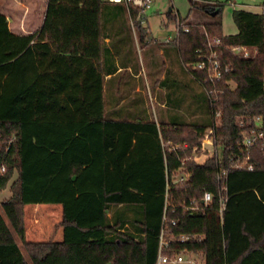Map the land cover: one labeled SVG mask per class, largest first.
Listing matches in <instances>:
<instances>
[{
	"label": "trees",
	"instance_id": "16d2710c",
	"mask_svg": "<svg viewBox=\"0 0 264 264\" xmlns=\"http://www.w3.org/2000/svg\"><path fill=\"white\" fill-rule=\"evenodd\" d=\"M234 21L229 35L219 21L182 23L187 30L165 44L122 2L47 0L43 23L30 34L10 31L0 13V187L17 173L1 203L0 264H155L164 213L168 238L188 237L170 248L201 255L204 264H264V137L250 150L252 170L234 166L248 127L239 120L261 116L264 129V15L241 9ZM123 24L140 46L171 49L182 66L195 60L205 32L256 52L225 54L231 70L216 84L220 92L209 96L192 78L200 88L186 115L182 94L167 101V119L161 111L158 119L116 118L106 113L105 75L110 81L131 60L121 43L105 39ZM206 128L220 158L198 163L190 158L194 137ZM175 169L189 178L167 188L166 172ZM41 203L61 205V239H24L23 207Z\"/></svg>",
	"mask_w": 264,
	"mask_h": 264
},
{
	"label": "rangeland",
	"instance_id": "374dc122",
	"mask_svg": "<svg viewBox=\"0 0 264 264\" xmlns=\"http://www.w3.org/2000/svg\"><path fill=\"white\" fill-rule=\"evenodd\" d=\"M25 1L23 0V2ZM263 5L264 0H153L151 9L147 13V25L151 35L156 38V42H161L165 38L175 36L177 20L184 24L219 21L221 23L222 34L229 35L237 32V26L234 21L236 11L244 9L261 12ZM5 8H7L8 13L11 15L14 16L15 13L18 15V5L15 8H11L10 6ZM213 8L220 11L215 16H212ZM169 12L173 14L175 20L167 17ZM132 33L133 37L134 35L137 37L134 30ZM123 34L127 36L128 32L124 31ZM133 37L130 39L127 37L123 38L121 45L124 48L125 55L129 57L132 63L137 64L134 70L140 69V75L134 78L128 71L124 70L106 83V91L104 93L106 113L116 118L149 117L158 119L160 111L163 110L160 105V100L163 96L159 90L161 85L164 86V82L162 83L163 76L168 75L165 79V85L167 87L175 86L178 89L179 95L177 98L182 94L185 96L179 110L186 115L191 102L192 91L200 88L198 83L185 71L175 52L173 57L169 58L166 56L165 58V56L159 55L158 52L161 47L158 44H151L149 45L150 47L140 46L137 38ZM122 56L124 57V55ZM176 74L177 78H175ZM113 85L120 87L114 95H110L107 91ZM136 85H139L140 90H133ZM174 97L172 96V100ZM171 108L175 110L174 107ZM206 133H209L208 129ZM163 145L167 144L163 142ZM207 149V152L195 156V160L198 163H202L209 157V147ZM16 177L17 173L14 172L5 188L0 187V213L2 215L1 203L11 196L10 184ZM23 210L25 240L46 241L49 239H61L60 220L62 207L60 204L41 203L39 205H24ZM16 244L22 256L28 259V255L22 245V240L18 237L16 238ZM186 255L188 256V254ZM197 257L199 260L205 262V258L201 255Z\"/></svg>",
	"mask_w": 264,
	"mask_h": 264
},
{
	"label": "built area",
	"instance_id": "2783aa9c",
	"mask_svg": "<svg viewBox=\"0 0 264 264\" xmlns=\"http://www.w3.org/2000/svg\"><path fill=\"white\" fill-rule=\"evenodd\" d=\"M109 2H122L126 5L129 12L130 6L138 9V18L142 21L147 22V13L151 9L153 0H108ZM261 13L264 15V5L261 8ZM178 18V17H177ZM186 31L187 27L182 26L180 21H176V37L179 34L180 28ZM206 39L202 48L195 49V60L183 63L185 71L196 80L204 89L206 94L209 96L214 92H220L216 88V84L220 82L223 77L228 74L231 70L230 64L225 59V54L227 52L234 56H240L243 58L251 57L256 52V48L247 45H230L222 41V39L217 35H211L205 32ZM198 74L202 75V79L198 77ZM207 85H210L207 86ZM220 113L216 112V116ZM239 125L248 127L243 131L242 138L240 141V150L238 156L234 161V166L238 168H246L252 170L254 168L251 162L250 150L252 147L256 146L260 140L264 137L263 122L261 116H256L252 119H240ZM208 132L202 131L198 136L194 137L197 144L193 147V151L190 158L195 160V156L202 154L204 152L210 151L211 156L220 158V149L215 145L213 139V129L208 128ZM179 144H172L170 149H175ZM188 159H184L182 163H186ZM196 161V160H195ZM224 173V172H223ZM167 180L166 187L169 188L171 184H176L178 182L185 181L189 178L187 172L181 169H175L170 172H166ZM166 204L168 198V191L165 193ZM211 201L210 192H205L203 196V202L207 204ZM225 199L220 197L218 212L222 216V211L224 208ZM188 208H194L193 206H187ZM168 219L165 213L162 218V227L159 235V244L155 264H204L202 260L198 259V255L187 251L186 248L180 250H175L170 248L171 242L178 241L179 243L185 242L188 237L181 234L178 238L170 236L168 238L167 234L171 231L168 228ZM171 225H175L176 221H170ZM188 254V256L186 255Z\"/></svg>",
	"mask_w": 264,
	"mask_h": 264
},
{
	"label": "crops",
	"instance_id": "0c3cea01",
	"mask_svg": "<svg viewBox=\"0 0 264 264\" xmlns=\"http://www.w3.org/2000/svg\"><path fill=\"white\" fill-rule=\"evenodd\" d=\"M17 5H18V15H16V13L14 16L11 15L10 13H8L7 8H5L7 6H10L11 8H15V7H17ZM46 6H47V0H26L25 2H23V0H18V1L17 0H0V13L4 14L7 17L8 26H9L10 31H12L15 34H30V33L37 31L38 29H40V27L43 23V20H44ZM215 10H216V8H213L212 12ZM219 12L220 11H218V13ZM218 13H216V14H218ZM216 14H214V15L212 14V16H215ZM119 29L122 30V33H117L113 37L110 35L109 38L105 39L106 42H110V43L113 42V43L117 44V43H121V40H123V38H125V37H127L128 39L133 37V33H132L133 29H131L129 32V28L127 26H125L124 24L120 25V28L118 26H114V30H119ZM124 31L128 32L127 36L125 34H123ZM175 37H176V35L172 38H170V37L165 38L161 42L167 44L168 42L173 40ZM133 38H136L135 35ZM158 53L160 56H163V57L165 56V58H166V56H168L170 58V57H173V55H174V51L171 49H169V50H167V52H165L161 48ZM116 62H117V58H116ZM131 62L132 61H130L128 63V66L125 68L118 65V69L116 71V74H119V72L126 70V71H128V73L132 77H134V78L138 77L140 75V69L135 71L130 65ZM110 76L111 75H105L104 93L106 91V82L110 78ZM165 77L166 76H163L162 79H164ZM175 78H177V74H176ZM119 87L120 86L116 87L113 85L110 87V89H108L107 93L110 95H114ZM133 90L134 91L140 90L139 85H136V87ZM159 91H161V93H162L161 95L163 96V98L160 100V105H161V108L163 109V110H161L162 111L161 113H163L162 114L163 117L167 119V115L165 114V112L167 110V106H168L167 101L172 100V96H175L173 99V102H177V96L179 95V91L175 86L168 88L165 85L164 86L161 85V88ZM168 94H173V95L168 97ZM207 129L208 128L204 129V131H206ZM29 205H39V204H29Z\"/></svg>",
	"mask_w": 264,
	"mask_h": 264
},
{
	"label": "water",
	"instance_id": "95a60500",
	"mask_svg": "<svg viewBox=\"0 0 264 264\" xmlns=\"http://www.w3.org/2000/svg\"><path fill=\"white\" fill-rule=\"evenodd\" d=\"M218 11H219V9H216L215 11L212 12V14L214 15V14L218 13Z\"/></svg>",
	"mask_w": 264,
	"mask_h": 264
}]
</instances>
